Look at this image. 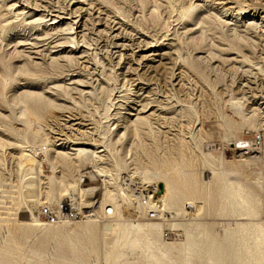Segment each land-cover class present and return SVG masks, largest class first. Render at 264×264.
Instances as JSON below:
<instances>
[{
  "label": "rangeland",
  "instance_id": "374dc122",
  "mask_svg": "<svg viewBox=\"0 0 264 264\" xmlns=\"http://www.w3.org/2000/svg\"><path fill=\"white\" fill-rule=\"evenodd\" d=\"M170 1L172 4L165 0H0V218L7 216L16 227L28 222L26 197L33 189L37 191L34 195L41 198L50 185L48 179L54 178L59 170V164L51 169L43 155L51 153L61 143L57 134H65L71 140L78 137L68 128L70 119L75 117L81 119L87 132L84 138L94 141L96 150L105 149L100 162L109 160L112 165L110 153L126 160L127 167L120 169L117 177L112 174V180L106 185L118 194L123 217L134 224L140 221L135 200L131 199L130 187L136 179L131 172V161L138 156L144 167L148 163L147 156L140 149L133 151L132 148L128 152L133 139L127 136L117 143L116 133L122 123L118 118L129 112L130 105L132 110H137L147 104L146 109H157L161 119L153 125L154 135L142 136L140 140L150 146L154 154H161L158 148L165 150L170 142L184 141L185 154L196 158L200 181L208 180L209 169L204 166L202 156L205 155L216 168L222 158L225 168L236 171L231 180L237 178L253 189H257L256 182H260L259 213L250 220L264 221V87L261 83L264 75L259 72V68L264 69V34L261 32L264 0ZM191 5L198 8L182 17L178 14L180 8L187 10ZM207 13L213 28L199 39L195 18ZM53 15L69 20L53 30L46 25ZM30 18H41L42 22L32 26L28 24ZM247 23L254 26L244 34L246 39L240 42L233 39L229 29L236 26L243 33L242 26ZM67 28L69 31H64ZM68 33L72 36L70 40L65 38ZM173 37L179 38V43ZM194 37L198 39H191ZM151 49L154 52H144ZM53 52L58 53L57 58L62 61L57 69L50 66ZM149 53L162 56H149ZM192 60L200 62L197 71L188 63ZM20 66L23 69L17 71ZM54 86L55 91L51 90ZM25 90L42 92L59 107L39 119L28 118L14 106L15 95ZM234 105L238 106L239 114ZM26 119L27 125L23 123ZM235 139L249 142L254 159L231 151ZM107 141L110 144L106 149L102 146ZM21 152H35L34 158L39 161L41 178L35 180L36 185L33 183L35 190L25 186L21 177L16 160ZM172 159L174 163L178 156ZM92 165V158L81 163V174L94 170ZM102 166L114 172L113 166ZM92 175L93 179L81 178L79 185L97 187V194H93L96 197H92L98 202L105 184L96 172ZM92 197L90 201H94ZM215 197L212 191L209 211H213ZM62 203L57 197L55 202L37 206L35 212L40 223L53 226L39 218L40 208H56ZM97 205L88 211L98 217L100 244L102 218ZM6 209H10V216L5 215ZM172 210L180 217L184 208L175 205ZM235 219L210 213L200 221L222 238L229 230L227 221L232 227L242 218ZM83 220L70 221L69 228L73 229ZM173 231L164 229V237L176 236ZM6 233V228H0L1 247L9 240ZM35 234L37 231L33 232ZM33 235L20 242L24 255L34 248L48 262L58 260L55 245L47 243L38 247ZM100 261L97 264L103 263ZM92 263L90 260L89 264Z\"/></svg>",
  "mask_w": 264,
  "mask_h": 264
},
{
  "label": "bare ground",
  "instance_id": "6f19581e",
  "mask_svg": "<svg viewBox=\"0 0 264 264\" xmlns=\"http://www.w3.org/2000/svg\"><path fill=\"white\" fill-rule=\"evenodd\" d=\"M165 1L172 4L170 0ZM197 8L198 6L195 5H191L187 10L180 8L178 14L182 17ZM19 15L25 16V14ZM197 19L198 37L201 39L206 31L213 28V23L208 13L200 18H195V20ZM65 20H69V18L53 15L46 25L55 30L65 24ZM261 20L264 22V16L261 17ZM41 22V18H30L28 24L38 26ZM83 26L85 24L82 22L81 27ZM253 26L251 23L244 24L242 26L243 33L239 32L236 26H232L229 30L232 32V38L240 42L246 39L244 34ZM64 31H69V28ZM261 32L264 34V26ZM198 37L191 39H198ZM65 38L70 40L72 36L68 33ZM172 39L175 41L177 39L176 42L179 43V38L173 37ZM239 45L237 44V46ZM149 51L154 52L152 49L144 50V52ZM57 54L52 53L50 66L53 69L61 67L62 61L57 58ZM149 54V56L155 55L154 57L162 56L161 54ZM188 63L197 71L200 64L198 60ZM6 68L8 69V67ZM22 69L23 66L17 67V71ZM259 72L264 75V69L259 68ZM261 83L264 87V78ZM56 89V86L51 88L54 91ZM146 105L137 110H132V105H130L129 112L119 116L118 119L122 123L119 128L121 130L116 133V142L121 143L127 136H130L133 141L129 140L131 147L128 152H131L132 148L133 151L140 149L143 151V155L147 156L148 163L144 167H142L138 156H134L131 161V165H133L131 172L136 176V179L132 181V187L135 190V197L151 195L156 188L154 198L159 217L149 220L140 216V221L135 224L123 217L117 199L118 194L110 190L106 183L112 180L110 179L112 174L117 177L118 171L127 167L126 160L114 157V154L110 153L113 156L112 165L109 160L100 162L99 160L103 156L101 153L105 149L96 150L97 144L84 138L87 132L83 128L81 119L72 117L68 128L73 130L78 137L71 140L67 139L65 134H57L61 143L51 153L43 155L51 169H54V164H59V170L54 178L48 179L50 185L44 190L41 198L34 195L37 194V191L34 192L33 189L34 193L31 191L26 197L28 222L16 227L7 216L0 218V228H6L8 231L6 234H9L6 245L0 246V264H89L90 260L93 262L92 264L100 263V260L103 261L102 264H135L138 262H142V264H264V221L250 220V218L258 216L259 213L258 192L261 183L256 182L257 189H253L238 182L237 178L231 180L233 178L231 175L236 171L225 168L222 158L219 159V165L216 168L205 155L202 156L204 166L209 169L208 180L200 181L195 168L196 158L185 154L187 151L185 152L183 149L185 142L182 140L170 142L165 150L162 147L158 148L161 154H154L152 148L146 146L140 138L154 135L153 125L160 121L161 116L157 109L153 107L146 109ZM14 106L18 107L21 114L34 119H39L59 107L50 96L46 97L42 92L29 90L15 95ZM236 108L238 106L235 107V110ZM235 112L240 113L238 109ZM23 123L27 125L28 120H24ZM109 144L110 142L107 141L102 147L107 149ZM148 144L150 143L148 142ZM232 145L231 151L234 154L246 155L247 158L254 159V156H251L252 150L249 147V142L235 139ZM246 149L247 152L244 153L243 151ZM34 153L21 152L16 156L23 182L29 188H34L35 180L41 178L39 161L34 158ZM172 156H178V160L174 163ZM88 158H92L94 170L84 171L81 174L79 166L81 163H85ZM102 165L113 166L114 172L111 173L110 168L106 169ZM93 172H96V176L102 178L101 181L105 184L98 202H95L93 198L97 194V187L79 185L82 177L93 179ZM159 185H162V190H159ZM212 191L216 193V197L213 200V211H209L207 206L210 203L209 196ZM260 191L262 193V190ZM93 194L95 195L93 196ZM57 197L70 208L91 210L98 204L102 218L100 244L97 231L98 217L94 212L88 211L84 220L73 229L69 228L70 221H60L53 226H45L40 223L35 208L41 204L55 202ZM90 197L94 201H90ZM121 197L123 198V196ZM135 203V208L141 211L138 202L135 201ZM13 204L15 205V203ZM175 205L184 208L180 217L172 210ZM9 211L10 209H6L5 215L10 216ZM210 213L242 219L234 222L232 227L231 222L227 221L226 227L229 230L220 238L212 228L208 229L207 224L200 221L202 216L210 215ZM164 229L174 230L176 236L164 237ZM177 229L181 231L180 234H177ZM34 231H37V234L33 235ZM169 233L171 232L169 231ZM169 233L167 234L170 235ZM31 235L36 240L38 247L53 243L59 252L58 260L48 262L42 257L41 252L34 248H30L28 254L24 255L20 242L28 240ZM181 238L182 240H180ZM31 256L35 259L31 260ZM131 260L135 261L131 263Z\"/></svg>",
  "mask_w": 264,
  "mask_h": 264
},
{
  "label": "built area",
  "instance_id": "2783aa9c",
  "mask_svg": "<svg viewBox=\"0 0 264 264\" xmlns=\"http://www.w3.org/2000/svg\"><path fill=\"white\" fill-rule=\"evenodd\" d=\"M83 178V177H82ZM83 181V180H81ZM132 200L138 202L141 211L138 210L139 216L145 217L149 220L157 219V205L155 202V194L156 188L154 189V193L151 195H139L135 197V190L132 187ZM88 209H78V211H74L70 208L66 203H62L56 208L53 207H42L39 210V218L49 224H56L60 221H76L84 218L88 213ZM142 212V213H140ZM141 214V215H140Z\"/></svg>",
  "mask_w": 264,
  "mask_h": 264
},
{
  "label": "water",
  "instance_id": "95a60500",
  "mask_svg": "<svg viewBox=\"0 0 264 264\" xmlns=\"http://www.w3.org/2000/svg\"><path fill=\"white\" fill-rule=\"evenodd\" d=\"M159 190H162V185H159Z\"/></svg>",
  "mask_w": 264,
  "mask_h": 264
}]
</instances>
